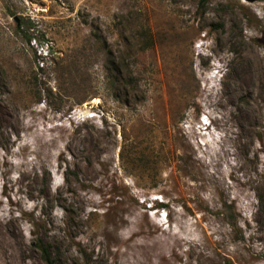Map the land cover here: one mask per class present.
I'll return each instance as SVG.
<instances>
[{
  "label": "rangeland",
  "instance_id": "obj_1",
  "mask_svg": "<svg viewBox=\"0 0 264 264\" xmlns=\"http://www.w3.org/2000/svg\"><path fill=\"white\" fill-rule=\"evenodd\" d=\"M0 264H264V0H0Z\"/></svg>",
  "mask_w": 264,
  "mask_h": 264
},
{
  "label": "trees",
  "instance_id": "obj_2",
  "mask_svg": "<svg viewBox=\"0 0 264 264\" xmlns=\"http://www.w3.org/2000/svg\"><path fill=\"white\" fill-rule=\"evenodd\" d=\"M104 59L106 61L104 65L105 77L108 79L109 83L113 86V93L115 97L118 95H123L127 99L126 87L134 85L131 80L130 74L125 77V70L121 68L120 64L116 61L118 60L115 55L112 54L111 50L104 46L103 48ZM47 259V257L45 256Z\"/></svg>",
  "mask_w": 264,
  "mask_h": 264
}]
</instances>
